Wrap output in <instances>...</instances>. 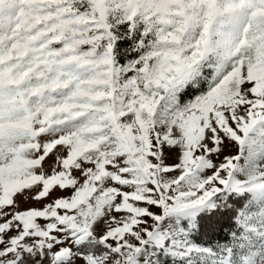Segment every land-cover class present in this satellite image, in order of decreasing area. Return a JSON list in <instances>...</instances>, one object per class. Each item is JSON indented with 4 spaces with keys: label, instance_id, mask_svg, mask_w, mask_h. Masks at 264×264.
Returning <instances> with one entry per match:
<instances>
[{
    "label": "snow or ice",
    "instance_id": "6c2138e0",
    "mask_svg": "<svg viewBox=\"0 0 264 264\" xmlns=\"http://www.w3.org/2000/svg\"><path fill=\"white\" fill-rule=\"evenodd\" d=\"M0 264H264V0H0Z\"/></svg>",
    "mask_w": 264,
    "mask_h": 264
},
{
    "label": "rangeland",
    "instance_id": "374dc122",
    "mask_svg": "<svg viewBox=\"0 0 264 264\" xmlns=\"http://www.w3.org/2000/svg\"><path fill=\"white\" fill-rule=\"evenodd\" d=\"M23 206V205H22Z\"/></svg>",
    "mask_w": 264,
    "mask_h": 264
}]
</instances>
